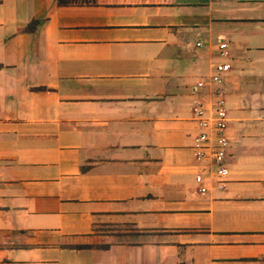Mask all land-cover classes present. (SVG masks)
I'll return each mask as SVG.
<instances>
[{
	"label": "crops",
	"instance_id": "0c3cea01",
	"mask_svg": "<svg viewBox=\"0 0 264 264\" xmlns=\"http://www.w3.org/2000/svg\"><path fill=\"white\" fill-rule=\"evenodd\" d=\"M0 264H264V0H0Z\"/></svg>",
	"mask_w": 264,
	"mask_h": 264
},
{
	"label": "built area",
	"instance_id": "2783aa9c",
	"mask_svg": "<svg viewBox=\"0 0 264 264\" xmlns=\"http://www.w3.org/2000/svg\"><path fill=\"white\" fill-rule=\"evenodd\" d=\"M219 48L221 56L228 55L227 43L221 41ZM230 71L231 65L219 63L215 65L213 73L208 78L198 82L194 89L199 98L196 100L193 113L200 130L195 138L194 153L197 162L202 165L205 164L204 173L199 174L196 178L200 185L199 191L202 194L208 192L206 182L209 179L216 181L221 188L226 186L229 177L226 160L230 143L227 138L229 119L222 93L216 91L209 102L201 97V93L208 87L222 85Z\"/></svg>",
	"mask_w": 264,
	"mask_h": 264
},
{
	"label": "rangeland",
	"instance_id": "374dc122",
	"mask_svg": "<svg viewBox=\"0 0 264 264\" xmlns=\"http://www.w3.org/2000/svg\"><path fill=\"white\" fill-rule=\"evenodd\" d=\"M226 109V108H225Z\"/></svg>",
	"mask_w": 264,
	"mask_h": 264
}]
</instances>
